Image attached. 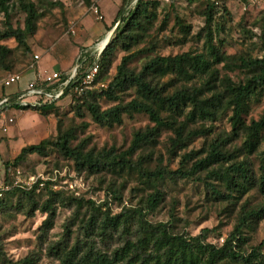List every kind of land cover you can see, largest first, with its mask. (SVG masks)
<instances>
[{
    "label": "rangeland",
    "instance_id": "1",
    "mask_svg": "<svg viewBox=\"0 0 264 264\" xmlns=\"http://www.w3.org/2000/svg\"><path fill=\"white\" fill-rule=\"evenodd\" d=\"M17 1L12 2L9 18L13 27L23 28L27 14ZM29 1L35 3L39 17L37 30L28 37L27 45H20L14 38L0 39L12 48V53L0 61V100L16 87L20 90L25 82L22 79L7 87L3 81L9 74L18 73L31 81L38 70L69 71L85 47L95 50L92 61L101 42L106 44L114 37L115 26H104L106 21L113 22L120 9L126 15L137 0H92L90 4L83 0ZM155 1L142 40L128 52L134 53L129 68L139 73L150 57L185 52L202 54L209 61L208 69L190 81L176 74L155 81L168 92L199 85L209 79L210 72L218 78L215 82L219 89L226 77L243 83L251 71L241 66L242 58L264 55V0ZM211 3L215 4L214 17L207 24L205 13ZM6 21L7 16L0 12V31L5 30ZM100 31L103 34L96 36ZM213 52L220 55L221 62ZM128 53L122 44L115 46L103 62L101 83L109 84ZM90 63L82 66L86 69ZM137 95L135 87H129L117 90L113 96L118 100L104 95L97 97V104L105 110L126 104ZM77 104L75 98L67 96L44 111L12 106L4 108V114L0 110V264H66L58 256L62 249L66 253L76 249L77 259L90 250L110 255L128 241H138L147 230L151 231L150 225L161 224L173 234L200 235L203 241L222 246L234 228L245 223V241L238 243L240 249L248 255L260 246L264 252V216L246 225L248 218L264 206V193L252 185L244 193L235 190L234 196H229L226 184L209 173L219 165L192 169L207 155L212 142L232 136L231 110L224 109L216 119L193 120L187 118L189 108L183 107L173 116L177 121L174 127L186 123L180 146L173 144L174 130L164 128L155 142H143L130 152L135 134L155 125L148 114L125 112L121 122L98 123L87 103ZM263 114L264 88H260L248 101L243 117L250 122ZM66 133L71 136L72 146H83L85 152H93L101 161L98 170H79L75 161L49 146L44 154H29L11 165L5 184V162H13L27 145ZM243 140V135L235 136L224 149L235 151L236 162L247 161L256 179L264 140L250 155L240 150ZM184 171L191 173L184 175ZM25 189L33 191L34 203ZM216 189L224 196L215 193ZM158 193L161 199L153 207L150 197ZM49 199L56 217L53 226L45 230L48 213L34 210V206H42ZM118 215L121 217L116 227L109 220Z\"/></svg>",
    "mask_w": 264,
    "mask_h": 264
},
{
    "label": "trees",
    "instance_id": "2",
    "mask_svg": "<svg viewBox=\"0 0 264 264\" xmlns=\"http://www.w3.org/2000/svg\"><path fill=\"white\" fill-rule=\"evenodd\" d=\"M83 1L90 4L92 0ZM12 2L13 0H0V12H4L7 16L5 30L0 31V39L14 38L20 45L26 46L28 37L37 30V19L39 17L37 7L32 1L18 0L17 3L27 15L25 26L23 28H15L9 18ZM124 2L130 3L131 0H124ZM155 3V0H137L134 8L129 9L126 15H123V9L119 10L113 22L114 26L120 21L114 37L103 50L98 60L100 68L97 82H100L101 79L103 62L116 45L122 44V47L128 53L133 45L142 40L147 30V25L150 23V8ZM172 6L174 7V4ZM214 6V3L207 6L205 13L207 24L213 21ZM188 33H190L189 28L187 30ZM11 53L12 48L0 43L1 62ZM133 57L134 53H128L123 56L121 64L118 65L117 74L107 84L106 88L86 90L78 96L72 95L78 103L77 106L87 103L88 110L98 123L121 122V115L125 112H143L148 114L155 125L144 132L139 131L135 134L130 152L138 149L143 142H155L160 131L164 128L174 130L176 136L173 139V144L180 146L183 143L186 123H181L179 126L174 127L177 121L173 119V116L175 112L179 113L183 107L189 108L187 118L193 120L196 118L216 119L224 109L231 110L232 136L212 142L208 147L207 155L197 160L192 169L198 170L200 168H209L212 165H219L209 173L226 184L227 188H229V196H234L235 190L244 193L247 186L252 185H256L264 193V154L259 169L260 173L254 179L247 161L236 162L235 151L232 153L224 149L226 142H231L235 136L243 135L244 140L240 150L250 155L258 150L264 140V114L259 119H253L250 122L243 117L248 101L258 93L260 88H264V55L259 58H242L241 66L251 71V74L243 83H235L231 78L226 77L222 80V87L219 89L215 82L218 78H215L214 73L210 72L209 79L199 85L194 84L193 87L175 89L171 92H168L160 86L159 82L155 83V81L170 74H176V76L190 81L208 69L209 61L202 54H192L190 52L174 56L157 55L150 57L143 64L141 71L135 73L128 66L129 61ZM213 57L218 62L222 60L218 53L213 52ZM90 58L88 57V61L92 64L96 57L92 61ZM85 62L87 60L79 62L78 59L76 64L79 65L77 77L85 71L82 66ZM66 72L64 71V78L68 75ZM129 87H135L138 93L137 97L126 104L118 103L108 109L101 110L97 104V97L105 95L118 100L117 96H113L117 93V90L121 91ZM48 89L52 90L53 87H48ZM207 91L210 92V95H206ZM56 102L47 103L36 107V109L39 111L47 110ZM12 107L29 108L28 105L19 104H13ZM71 140L70 134L66 133L60 134L54 139H43L39 143L23 147L13 162H5V184L8 182V171L11 165L20 163L29 154H44L49 146L57 147L64 156L75 161L79 170L84 168L92 171L98 170L101 161L94 156V153L91 151L85 152L84 147L81 145L72 146ZM185 172H183L184 175L191 173ZM36 186L34 187L36 188ZM24 191L29 194L30 201L34 203L31 195L33 191L26 189ZM214 192L219 196H224L217 189ZM160 199L161 194L158 193V195H152L149 201L154 207ZM51 200H47L42 206H34V210L42 209L48 213L43 225L45 230L53 226L56 217L55 208ZM262 216H264V206L248 218L249 221H247L246 225H249L252 219H259ZM120 217L118 215L109 221L112 220L113 225L117 227ZM244 225L245 223L237 225L222 246L205 242L200 235L186 237L173 234L169 232L165 225L161 224L158 226L150 225L151 231L147 230L145 235L140 237L138 241L135 243L128 241L123 247L115 250L110 255L90 250L77 259L78 252L76 249H72L68 253H66L65 249H62L61 254L58 253V256L66 264H264V252L260 246L255 247L248 255L240 249L238 243L245 241V237L242 235ZM235 241L237 242L236 244ZM59 248L61 249V247Z\"/></svg>",
    "mask_w": 264,
    "mask_h": 264
},
{
    "label": "built area",
    "instance_id": "3",
    "mask_svg": "<svg viewBox=\"0 0 264 264\" xmlns=\"http://www.w3.org/2000/svg\"><path fill=\"white\" fill-rule=\"evenodd\" d=\"M100 55L101 53H99L96 60L79 77H77L79 65L67 71L66 73L68 75L66 78L63 77L64 71L55 70L44 73L38 70L26 88L14 98L15 100L9 95L0 100V110L4 114L5 110L3 109L11 107L13 104L28 105L29 107L36 108L67 96L81 95L86 90L106 88L107 85L105 83L97 82L100 68L98 62ZM36 57L38 58V56ZM21 80V74L12 73L5 77L3 83L9 87L19 84ZM48 87H53V89L49 90ZM13 120V118L9 119L10 122H13Z\"/></svg>",
    "mask_w": 264,
    "mask_h": 264
},
{
    "label": "crops",
    "instance_id": "4",
    "mask_svg": "<svg viewBox=\"0 0 264 264\" xmlns=\"http://www.w3.org/2000/svg\"><path fill=\"white\" fill-rule=\"evenodd\" d=\"M114 22V21H113ZM112 22V20H107L106 21V23L104 24V26H108V27H110L111 25L113 26V23ZM115 26V25H114ZM103 34V31H100V33L97 35L96 34V36H99V35H102ZM109 34V33H108ZM107 37V36H106ZM104 41V40H103ZM100 47V46H99ZM101 50H102V48H99V50H98V52H97V55L96 56H98L99 55V53H101ZM93 51H95V50H93ZM93 51L91 52V48L90 47H85V48H83L81 51H80V53H79V55H77V59H79V61L81 62V61H84V60H87L88 61V57H91L92 56V54H93ZM87 69V68H86ZM34 73V72H33ZM31 74H32V72H31ZM23 80H25V82H24V84L21 86L20 85V87H21V89L19 90L18 88H19V86L18 87H16V90L13 92V93H10V94H7V95H5V96H10V97H12L13 98V100H15L14 98H16L17 97V95L19 94V92H21V91H23L25 88H26V86H27V84L29 83V81H30V79L28 78V79H25V78H22ZM4 96V97H5Z\"/></svg>",
    "mask_w": 264,
    "mask_h": 264
},
{
    "label": "water",
    "instance_id": "5",
    "mask_svg": "<svg viewBox=\"0 0 264 264\" xmlns=\"http://www.w3.org/2000/svg\"><path fill=\"white\" fill-rule=\"evenodd\" d=\"M120 22V21H119ZM119 22L115 25V27L112 29V32L114 34V32L116 31L118 25H119ZM111 40V39H110ZM110 40L105 44V46L102 48L101 50V53L103 52V50L107 47V45L110 43Z\"/></svg>",
    "mask_w": 264,
    "mask_h": 264
},
{
    "label": "bare ground",
    "instance_id": "6",
    "mask_svg": "<svg viewBox=\"0 0 264 264\" xmlns=\"http://www.w3.org/2000/svg\"><path fill=\"white\" fill-rule=\"evenodd\" d=\"M104 46H105V43H104V41H102L100 44V48H103Z\"/></svg>",
    "mask_w": 264,
    "mask_h": 264
}]
</instances>
